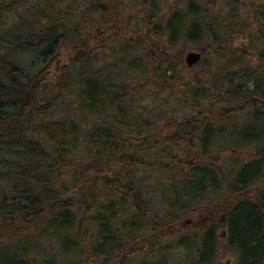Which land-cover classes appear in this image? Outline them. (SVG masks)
Listing matches in <instances>:
<instances>
[{"label": "trees", "instance_id": "trees-1", "mask_svg": "<svg viewBox=\"0 0 264 264\" xmlns=\"http://www.w3.org/2000/svg\"><path fill=\"white\" fill-rule=\"evenodd\" d=\"M54 1L0 0V264H264V0Z\"/></svg>", "mask_w": 264, "mask_h": 264}, {"label": "rangeland", "instance_id": "rangeland-1", "mask_svg": "<svg viewBox=\"0 0 264 264\" xmlns=\"http://www.w3.org/2000/svg\"><path fill=\"white\" fill-rule=\"evenodd\" d=\"M129 2H130V0H122L123 4H128ZM33 3H34V1H33ZM56 3H57V0L55 1V5H56ZM39 4H41V2H39ZM76 10H77L76 5H70L69 6V13L72 14L74 17L76 16ZM16 12L17 11H14L12 13H8L6 15V18L3 21V23H0V26L6 27V26L11 25L16 20ZM137 23L138 22H137L136 18L135 19L132 17L130 18L129 22H127L128 29L130 32H135L138 29ZM128 39H129V33L127 34L126 40H128ZM191 51H193V50H191ZM186 54H185V56H186ZM23 61H24V64L26 66L34 65L33 69L38 68L40 66L38 70H40L42 68V65H43L40 61H38L37 57L35 58L32 50H28L25 52V55L23 56ZM66 61H67V59L64 56L63 57L61 56L53 64L52 58H50V59L46 60V63H44V66H46V67L51 66L52 67L51 71L53 73V76H57L59 72L62 73V68L65 66L63 64L66 63ZM115 61H116V59L114 60L113 58H109L108 60H106L105 63H112ZM20 63L22 64V61H20ZM51 63H52V65H51ZM214 69L215 68L213 67V70ZM61 73H60V75H61ZM55 96H58V95L56 94ZM48 97H50V95ZM147 103H146V105H147ZM60 117H61V115H57L55 118V121H59ZM48 118H50L49 115L45 119H48ZM42 139L43 138L40 137L38 140L40 141ZM41 143L45 147L48 148V146H49L48 142L45 143L44 141H41ZM6 182H7V179H5L4 183H6ZM208 218L209 217L206 213H203V215L202 214L194 215L192 217V219L185 218L187 220L190 219L189 222L185 224V228L193 230V231H195V230L200 231V230L204 229L205 224H207ZM187 220H185V221H187ZM32 244L33 243H31V242L29 243V245H32ZM166 248H170V246L166 245ZM172 248H173V250L170 251V253L167 255L166 264H187V263L189 264L192 262V260L194 258V254L192 251H190V250L188 251L187 249H183V248H181V249L180 248H174V247H172ZM104 261H105V259L103 257H101V258H98L96 260V263L99 264V263H102ZM237 261L238 260L235 259V257L232 254H230L229 252H226L223 249L220 256L218 257L216 264H239Z\"/></svg>", "mask_w": 264, "mask_h": 264}, {"label": "water", "instance_id": "water-1", "mask_svg": "<svg viewBox=\"0 0 264 264\" xmlns=\"http://www.w3.org/2000/svg\"><path fill=\"white\" fill-rule=\"evenodd\" d=\"M202 59V54L199 52H195V51H190L186 54L185 56V64L186 67L188 69H192L193 67H195L197 64H199L201 62ZM188 221L185 222L188 223Z\"/></svg>", "mask_w": 264, "mask_h": 264}, {"label": "bare ground", "instance_id": "bare-ground-1", "mask_svg": "<svg viewBox=\"0 0 264 264\" xmlns=\"http://www.w3.org/2000/svg\"><path fill=\"white\" fill-rule=\"evenodd\" d=\"M48 10H54L55 9V1L50 6L46 7Z\"/></svg>", "mask_w": 264, "mask_h": 264}]
</instances>
